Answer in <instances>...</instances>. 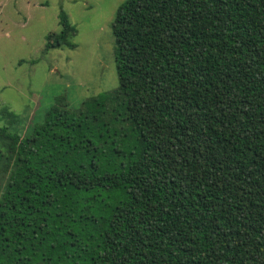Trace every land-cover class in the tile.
<instances>
[{
    "label": "trees",
    "instance_id": "trees-1",
    "mask_svg": "<svg viewBox=\"0 0 264 264\" xmlns=\"http://www.w3.org/2000/svg\"><path fill=\"white\" fill-rule=\"evenodd\" d=\"M112 33L115 89L0 126V264H264V0H125Z\"/></svg>",
    "mask_w": 264,
    "mask_h": 264
},
{
    "label": "rangeland",
    "instance_id": "rangeland-1",
    "mask_svg": "<svg viewBox=\"0 0 264 264\" xmlns=\"http://www.w3.org/2000/svg\"><path fill=\"white\" fill-rule=\"evenodd\" d=\"M124 1L0 0V126L24 129L58 98L76 110L86 98L118 86L112 23ZM61 10L77 27L76 47L46 51L47 34L60 31ZM5 109L16 115L13 122ZM6 155L0 148V192Z\"/></svg>",
    "mask_w": 264,
    "mask_h": 264
}]
</instances>
